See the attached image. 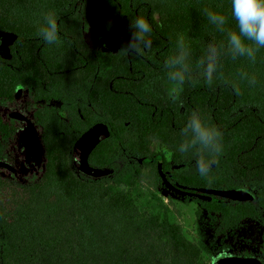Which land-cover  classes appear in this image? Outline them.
Instances as JSON below:
<instances>
[{"label": "trees", "instance_id": "trees-1", "mask_svg": "<svg viewBox=\"0 0 264 264\" xmlns=\"http://www.w3.org/2000/svg\"><path fill=\"white\" fill-rule=\"evenodd\" d=\"M94 10L115 51L87 42ZM0 31V264H211L162 181L250 194L197 209L259 222L264 264V0H0ZM99 123L86 161L109 173L82 177L72 148Z\"/></svg>", "mask_w": 264, "mask_h": 264}, {"label": "rangeland", "instance_id": "rangeland-1", "mask_svg": "<svg viewBox=\"0 0 264 264\" xmlns=\"http://www.w3.org/2000/svg\"><path fill=\"white\" fill-rule=\"evenodd\" d=\"M13 38V34L0 31V55L7 54V47ZM86 40L91 46L105 51L117 49V42L103 28L98 10H94L89 17ZM18 116L25 121V127L19 134L16 149L23 153L27 163L37 166L40 162V148L35 128L28 118L22 114ZM106 133L104 124H95L75 142L72 148V162L80 176L97 178L109 173L105 168L90 167L86 161L90 148ZM0 164L15 170L7 163ZM159 194L170 207L173 220L181 225L183 233L189 239L201 246L211 264H260L256 254L261 245L263 226L259 222L246 219L235 228L221 231L217 226L216 217L204 209L198 210L196 203L197 198H211L210 196L244 200L250 198V194L242 190L188 191L183 187H173L165 181L161 183Z\"/></svg>", "mask_w": 264, "mask_h": 264}]
</instances>
